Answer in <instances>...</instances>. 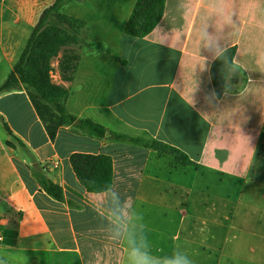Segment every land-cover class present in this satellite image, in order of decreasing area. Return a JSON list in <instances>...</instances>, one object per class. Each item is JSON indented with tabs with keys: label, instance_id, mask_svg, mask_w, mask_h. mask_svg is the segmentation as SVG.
Instances as JSON below:
<instances>
[{
	"label": "crops",
	"instance_id": "0c3cea01",
	"mask_svg": "<svg viewBox=\"0 0 264 264\" xmlns=\"http://www.w3.org/2000/svg\"><path fill=\"white\" fill-rule=\"evenodd\" d=\"M52 2L0 0V86ZM135 4L72 0L60 9L85 27L72 79L61 78L55 59L52 82L69 90L66 111L103 126L104 139L69 125L51 140L23 88L0 94V264H126L127 246L144 237L156 264L177 254L193 264H231L221 234L234 216L224 214L228 195H210V185H264V34L258 30L264 11L242 9L236 0L233 25L209 28L214 36L205 46L181 0H165L162 18L145 37L126 35ZM202 23L210 22L198 20L197 28ZM230 47L236 52L218 99L210 66ZM113 135L163 142L192 163ZM73 154L110 157L111 187L88 193L71 168ZM36 165L64 202L41 189ZM242 222L237 232L251 234L264 253V235L251 227H261L260 219Z\"/></svg>",
	"mask_w": 264,
	"mask_h": 264
},
{
	"label": "trees",
	"instance_id": "16d2710c",
	"mask_svg": "<svg viewBox=\"0 0 264 264\" xmlns=\"http://www.w3.org/2000/svg\"><path fill=\"white\" fill-rule=\"evenodd\" d=\"M70 1L72 0H53L52 4L42 12L18 62L0 86V94L23 88L51 140L60 127L69 125L75 126L90 138L104 139L107 130L103 126L88 119H77L66 111L64 104L69 90L52 83L49 75L52 58L62 46L78 44V35L85 27L84 22L60 13L61 7ZM164 2L165 0H136L133 12L124 27V33L143 38L152 32L162 18ZM47 12L53 13L62 26H45L43 17ZM87 47L93 45L88 44ZM95 47L98 48V45ZM235 52V47L227 48L211 63L209 74L214 94L218 99L224 94L226 77L232 67ZM77 62L78 53L73 54L72 57L62 56L59 68L64 81L72 79ZM4 127L7 133L12 135L5 123ZM113 137L118 141L151 148L160 154L171 156L178 163H192L184 152L160 141L145 144L139 139L125 135H113ZM69 162L78 182L88 193H102L111 187L110 157L73 154ZM32 174L47 195L56 201H65L62 190L45 177L38 165L32 167Z\"/></svg>",
	"mask_w": 264,
	"mask_h": 264
},
{
	"label": "rangeland",
	"instance_id": "374dc122",
	"mask_svg": "<svg viewBox=\"0 0 264 264\" xmlns=\"http://www.w3.org/2000/svg\"><path fill=\"white\" fill-rule=\"evenodd\" d=\"M43 20L45 26H62V24L57 22L53 13L47 12L43 17ZM78 47H80L79 41L78 44L64 45L60 48L57 55L52 58L51 70L49 73L51 81L53 80L54 76L52 64H54L55 59L58 60V73L61 76L59 64L62 56L65 55L72 57L73 54L78 53ZM219 189L220 187L217 185V182H214L212 186L210 185V195L220 192L221 196H223L226 193L228 195V199L225 206L226 210L224 209L226 212H224V214L228 215L227 218L230 217V213L234 216V221H226V230H224V232L221 234L222 238L225 239L226 237L227 239V256L229 257L231 264H264V253L260 247L259 249H256L257 239L251 237V234L245 235L237 232V229L244 227V222L242 221L260 219V222H262L261 227H258L253 223L251 224V227H254L252 229L256 231V233L264 235V201L261 202L262 196H264V185H259L257 183H240L238 181H234L226 183V185L223 186V190ZM259 210H262V212ZM245 230H248V228H245ZM213 239L218 241V237H216V235L213 237ZM238 243L241 244V252H238ZM252 251H255L256 253L251 254ZM255 255H259V257ZM252 258H258L260 261L252 263L250 261Z\"/></svg>",
	"mask_w": 264,
	"mask_h": 264
},
{
	"label": "clouds",
	"instance_id": "9594fccd",
	"mask_svg": "<svg viewBox=\"0 0 264 264\" xmlns=\"http://www.w3.org/2000/svg\"><path fill=\"white\" fill-rule=\"evenodd\" d=\"M181 3L184 15L193 21L194 31L196 32L198 41L202 45L207 46L209 39L214 36V32H210L209 28L219 31L225 27H231L234 23L233 17L236 14V0H181ZM240 7L242 9H260L264 11V4L261 3V0H241ZM193 14H195V18ZM198 20L209 21L210 23H202L197 28L196 21ZM258 30L264 34V21L258 25ZM217 44H219V41H217ZM260 59L261 63H264V56ZM120 236L121 233L117 231L110 238L116 241ZM125 251L126 264H156L151 254L147 237L131 242ZM167 264H193V261L187 255L177 254L170 257Z\"/></svg>",
	"mask_w": 264,
	"mask_h": 264
},
{
	"label": "built area",
	"instance_id": "2783aa9c",
	"mask_svg": "<svg viewBox=\"0 0 264 264\" xmlns=\"http://www.w3.org/2000/svg\"><path fill=\"white\" fill-rule=\"evenodd\" d=\"M0 240H1V238H0Z\"/></svg>",
	"mask_w": 264,
	"mask_h": 264
}]
</instances>
